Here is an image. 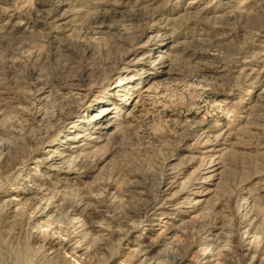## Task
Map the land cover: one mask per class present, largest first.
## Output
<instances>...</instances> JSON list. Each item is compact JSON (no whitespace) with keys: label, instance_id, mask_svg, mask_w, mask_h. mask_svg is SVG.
Here are the masks:
<instances>
[{"label":"rangeland","instance_id":"1","mask_svg":"<svg viewBox=\"0 0 264 264\" xmlns=\"http://www.w3.org/2000/svg\"><path fill=\"white\" fill-rule=\"evenodd\" d=\"M108 105L115 132L86 140ZM76 132L92 178L33 169ZM172 177L208 194L150 264H264V0H0V264H139L127 241Z\"/></svg>","mask_w":264,"mask_h":264},{"label":"bare ground","instance_id":"2","mask_svg":"<svg viewBox=\"0 0 264 264\" xmlns=\"http://www.w3.org/2000/svg\"><path fill=\"white\" fill-rule=\"evenodd\" d=\"M149 57L150 55L147 54L145 56V59ZM157 57L158 59L160 57L161 62L164 59L161 56ZM121 85L122 84H118V86L122 87ZM113 107V105H108L101 109V113L99 115H94L88 118L89 123H95V126L93 128L92 136L86 140L102 142L103 140H105L103 138L104 136L113 135L115 129L114 123L112 122V113L114 112V110H117V108ZM78 135L79 133L76 132L74 133V136L64 137L65 145L61 144L59 146H55L48 144L45 149L40 151L36 156V159L34 161L35 166L33 167V169L41 167L43 172L49 174L50 176L52 175L56 178L59 177L62 179H67L71 175H76L77 170L80 169V175L83 174V177L88 179L92 178V173L97 166L89 167L88 164H82V160H79V158L81 157L82 148L88 145H86L85 140L82 139L83 136L81 135L80 137ZM70 140L72 142H70ZM24 180H27V178H24ZM208 181H210V178L206 179V182ZM175 183H177V177H172V181L162 192L160 203H158L155 207H152L150 210H146L148 213L147 217H145V220L140 223L144 226L141 232L137 234L136 232H134L135 235H133L134 233H132V239L127 241L126 250H128L129 254L133 257H137V261L138 258L140 259L139 264H150L149 261L151 259V251L155 250L156 247L159 248L160 246V244H157L158 242H160L157 241L158 239L165 237L167 239H170L174 235L178 226L177 222L181 221V219L179 220L178 218L171 217V215H173L172 212L178 211L184 205H190V207L192 206V208H196L201 206L205 202L204 195L208 194V192L205 190L202 191V189H195L191 193H188V191H184L171 194L172 188L174 187ZM22 184L25 183H21V185ZM61 184H64V182L53 184L55 185V188H53L55 191L50 188L51 186L48 185L40 187L39 189H31L28 186L21 187L20 185L15 189V192L19 193L14 194V192H12L13 195H9L10 198L8 200L6 199L5 201H8L11 207L15 208V210L23 206L24 203H22V201L26 196H29L30 199L28 198L27 200L33 201V204L39 203L41 205L42 201L45 200L44 202L46 203L48 198L54 199V196L60 193L58 189H60L61 187L63 188ZM49 195L51 197H48ZM49 206L50 205H47L46 208H48ZM160 216L163 218H158ZM130 232H133V230H131ZM79 236H81V234ZM153 236L155 238H153ZM219 237V232L215 234L214 232H210L202 239V245L204 247H207L213 240ZM166 238L163 243L167 242ZM79 240L81 239L79 238ZM74 250L79 251L78 245L74 247ZM204 264H213V260L208 253L205 256Z\"/></svg>","mask_w":264,"mask_h":264}]
</instances>
